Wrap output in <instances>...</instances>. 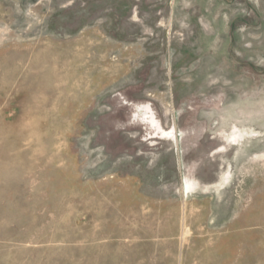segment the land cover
Masks as SVG:
<instances>
[{
	"label": "rangeland",
	"instance_id": "1",
	"mask_svg": "<svg viewBox=\"0 0 264 264\" xmlns=\"http://www.w3.org/2000/svg\"><path fill=\"white\" fill-rule=\"evenodd\" d=\"M0 264H264V0H0Z\"/></svg>",
	"mask_w": 264,
	"mask_h": 264
},
{
	"label": "flooded vegetation",
	"instance_id": "2",
	"mask_svg": "<svg viewBox=\"0 0 264 264\" xmlns=\"http://www.w3.org/2000/svg\"><path fill=\"white\" fill-rule=\"evenodd\" d=\"M155 131H156V129H155ZM162 138H164V137L162 136Z\"/></svg>",
	"mask_w": 264,
	"mask_h": 264
}]
</instances>
